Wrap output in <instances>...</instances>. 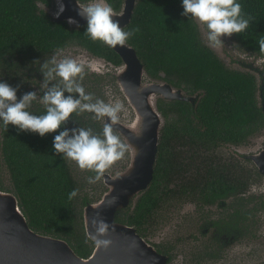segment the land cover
<instances>
[{"label":"trees","instance_id":"16d2710c","mask_svg":"<svg viewBox=\"0 0 264 264\" xmlns=\"http://www.w3.org/2000/svg\"><path fill=\"white\" fill-rule=\"evenodd\" d=\"M88 1L91 0H80L82 3ZM106 1L115 11L120 10L123 2ZM40 2L51 6V0H0V77L13 88L19 86L18 99L22 98L20 92L23 96L41 88L44 77L40 67L54 56L65 57L73 46L77 45L91 56L104 58L115 66L121 63L111 48L99 41L93 43L84 34L86 25L73 28L66 22L52 21L40 8ZM238 2L245 17H251L252 22L245 33L232 37L244 51L264 57L258 43L264 39V0ZM182 12L181 0H139L131 23L124 29H138L128 43L136 49L149 78L161 79L185 93L200 95L195 107L189 102L158 101V109L166 122L162 127L153 180L135 208L120 210L115 218L117 222L133 226L141 237L158 208L173 202L171 195L177 189L186 191L190 188L186 185L180 188L170 186L169 177L186 172L187 165L172 163L168 136L193 133L198 140H209L214 144H245L248 137L264 128V114L256 99L258 85L255 76L228 69L213 50L202 44L196 23L182 16ZM88 72L82 86L87 94L103 100L100 96L107 95V89L98 87L97 83L106 78ZM113 80L108 78L107 85ZM43 94L41 91L40 97ZM74 98L78 96L74 95ZM30 111L43 114L39 103H34ZM198 120L203 131L195 127ZM103 127L94 114L85 113L74 114L59 131L90 128L98 135ZM59 131L41 138L35 133L18 135L13 126H9L6 133L0 129V173H6L8 180L5 184L0 177V189L12 192L18 199L19 208L32 230L60 238L78 256L88 258L95 245L86 237L83 209L101 199L95 194L100 185L85 187L81 182H88L94 174L83 171L84 175L79 177L71 169V164L75 166L73 162L54 154L53 139ZM249 173L244 174L241 181L243 192L248 184L254 187L263 184V180L257 177L260 174L253 177L251 171ZM214 177L213 181L207 179L208 185L201 191H194L201 209L202 204L235 191V186L230 187L223 175ZM182 178L185 177L178 179ZM73 190L79 194L69 200L68 194ZM187 196L185 199L188 200ZM247 201L250 200L241 197L238 208L232 206L234 211L229 216L234 225L240 222L241 229L246 231L257 224L252 221L256 213L264 215V202L252 210ZM214 225L220 230L217 223Z\"/></svg>","mask_w":264,"mask_h":264},{"label":"water","instance_id":"95a60500","mask_svg":"<svg viewBox=\"0 0 264 264\" xmlns=\"http://www.w3.org/2000/svg\"><path fill=\"white\" fill-rule=\"evenodd\" d=\"M138 1L123 0L120 10L115 11L112 8L117 16L113 19L119 22L123 30L131 23ZM94 3L109 5L106 0H91L85 3L80 0H64L65 12L58 19L54 16L56 11L46 13L52 21L66 22L71 17L80 26H85L86 21L77 15L78 8ZM54 4L57 10L56 2ZM69 26L77 28L75 25ZM112 50L121 59L118 66L111 64L116 68V82L130 110L129 115L133 116L132 122L128 120L129 124L120 122L114 126V133L127 145L129 164L123 171L114 175L105 173L102 182L108 190L100 200L84 208L85 233L95 245L92 254L88 258H81L66 241L32 230L19 208L18 199L11 192L0 190V264L166 263L167 258L158 254L133 226L117 222L115 218L118 211L126 209L131 203L134 209L138 199L153 180L160 130L165 125L164 116L157 106L158 101L193 102L195 96L186 97L182 89L165 81L145 80L148 77L146 68L136 49L128 42L125 46H117ZM86 60L87 57L82 54L78 61ZM105 62L104 58H93L89 64L90 72L96 71L97 65L104 67ZM261 111L264 114V103ZM105 122L107 118L103 124ZM249 157L264 175V143L258 153ZM111 201L115 203L109 206ZM97 215L110 226L108 235L98 237L110 241L106 248H98L92 238L95 235L92 222Z\"/></svg>","mask_w":264,"mask_h":264},{"label":"clouds","instance_id":"9594fccd","mask_svg":"<svg viewBox=\"0 0 264 264\" xmlns=\"http://www.w3.org/2000/svg\"><path fill=\"white\" fill-rule=\"evenodd\" d=\"M55 2L57 10L54 16L58 19L65 12V4L64 0ZM181 7L182 16L205 26L207 41L213 48L224 46L222 37L245 33L252 22L251 17L246 18L243 14L238 0H181ZM78 9L77 15L86 21L84 34L93 43L99 41L108 48L116 49L117 46H125L138 31H124L119 22L113 19L117 16L107 4L94 3ZM66 22L80 27L71 17ZM258 43L261 53L264 54V39ZM86 66L84 61L52 57L40 67L44 77L41 85L44 94L39 98L36 92H30L18 99L19 86L13 88L6 82H0V129L6 133L9 126H13L18 135L35 133L43 138L46 134L57 133L74 114L80 116L91 113L97 121H105L107 118L102 132L98 135L93 134L90 128L65 129L59 131L53 139L54 154L73 162L81 171L93 173L88 179V184L93 185L101 181L105 173L124 158L127 145L114 134V126L120 123L119 114L124 109L123 104H106L86 93L82 86ZM74 95L78 98H74ZM195 95L197 94L190 96ZM34 103L42 106V115L30 111ZM78 194L77 190H73L68 194V199L73 200ZM114 203L115 201L109 202V206ZM92 223L95 229L92 238L96 246L108 247L110 241L98 237L108 235L110 226L99 215Z\"/></svg>","mask_w":264,"mask_h":264},{"label":"flooded vegetation","instance_id":"af4514ba","mask_svg":"<svg viewBox=\"0 0 264 264\" xmlns=\"http://www.w3.org/2000/svg\"><path fill=\"white\" fill-rule=\"evenodd\" d=\"M202 44L208 47L203 42ZM239 49L243 50L241 48ZM245 52L252 56H257L251 52ZM259 58L261 63L264 62V57ZM106 62L108 65V67H106L107 69L105 68V70L100 73L103 74V76H105V73L110 72L109 67L111 66V63L108 61ZM89 70V66L87 65L85 71ZM93 72L96 73V71ZM147 78L148 80H154L149 77ZM147 78L145 80H147ZM258 87L262 88L259 85ZM183 94L186 97L191 95L184 91ZM199 99L200 95L198 93L195 95L193 102H182H189L195 107V104ZM263 101L264 95L260 106L258 105L260 109L261 107L263 108ZM192 118L195 119L194 116ZM198 123L199 120L196 122L195 127L200 131H203L200 127L201 123L197 125ZM254 135L248 138H251ZM161 136L162 129L160 131L159 143ZM196 137L198 136L189 133L188 135L175 134L168 136L167 138V140L170 141L168 145L173 156L171 157L172 163L180 162L186 163L187 165L186 172L174 174L169 177V180L171 181L170 186L173 188H180L183 185L190 187L186 190L188 193L182 191V189H177L175 193L171 195L173 198L171 200L180 202L185 201L190 207L188 212L196 218V225L189 233L187 238L188 241L186 242L194 249L191 254V257L194 260L191 264H264V215L260 216L256 213V216H253L252 221H256L257 224L251 225V228L247 231L246 229H241L240 222H237V224L234 225L229 218L234 211L232 206L238 208L237 204L240 203L241 197L245 198V200H250L247 202L250 203L249 206L252 210L256 207H260V203L264 202V182L261 187H254L248 184V187H246L243 192L241 181L244 174H250L249 171H251L252 176L260 174L257 177H260L262 180L264 175L259 172L256 164L250 159V154L240 156L231 150L226 151L224 149L226 146H231L237 150L243 146V143L237 142L234 144L230 142H221L219 144H214L209 140L202 139L200 141ZM247 161H251L255 166L249 165ZM243 165L246 167H243ZM219 175H223L222 178L226 179L230 187L235 186V191L229 193L227 196L215 198L213 202L205 205L202 204V209L199 208V205L201 204L196 199V196H194L197 194L194 191H201L208 185L206 183L207 179L213 181L216 179L214 176L219 178ZM179 177L185 178L178 179ZM257 189H259V192H257ZM186 195H188V200L185 199ZM261 195H263V197H261ZM249 222L251 223V220H249ZM214 223H217L220 226V230L217 229ZM142 238L146 240L144 237ZM146 241L151 243V246L158 254L167 258L165 264H176L175 257H178L175 255V249L178 246L177 239L170 241L163 237L159 242H155L150 238ZM164 252L168 254H165ZM181 264L184 263L181 262Z\"/></svg>","mask_w":264,"mask_h":264},{"label":"rangeland","instance_id":"374dc122","mask_svg":"<svg viewBox=\"0 0 264 264\" xmlns=\"http://www.w3.org/2000/svg\"><path fill=\"white\" fill-rule=\"evenodd\" d=\"M54 3L55 2L51 0V6L47 7L43 3L40 2L39 6L44 11L55 12L56 6ZM194 22L196 23L198 27L201 41L204 44H206L211 50L214 51V53L219 57V59L228 69L233 70V71L250 72L256 77L258 85L262 87V88L258 87L257 93H256L257 103L260 106L262 97L264 95V88H263L264 87V62L261 63V60L259 57L252 56L248 54L247 52L240 50L239 49L240 47L238 46V44H236V41L234 40L232 36L222 37L223 44H224L223 47L213 48L209 46V43L206 38L207 32H206L205 26L202 24H199L197 21H194ZM67 52L68 53L65 54V57L76 59L77 61L80 59V56L84 54L85 57H87V60L85 63L88 66L91 63V60L95 58L91 56L89 53H87L85 50H83L82 48L77 47V45L70 48ZM83 59L85 58L83 57ZM95 63L97 64V62ZM105 64L106 65L104 67L97 65L96 73L92 71L90 72V70L88 73L89 74L95 73V75H99L105 70L106 67H108L107 62H105ZM109 69H110V72L105 73V76H103V74H100V76L105 77L106 80L104 81L101 80L99 83H97L98 87L107 89L106 90L107 95L104 93V96H100V97H102L103 99L102 101H104V103L106 104H114L116 102L123 104L124 109L119 114V119H120V122L129 124L128 120L130 119L129 121L132 122L133 116L129 115L130 110L127 107L125 99L123 95L121 94L120 88L116 82V70H115L116 68L110 66ZM108 78H113L114 79L113 83H110L107 85L106 82ZM154 80L163 82V80L161 79H154ZM151 81L152 80H150V82ZM0 82H3L1 77H0ZM41 85L42 84H40V86ZM32 89H34V86H32ZM115 89L118 90V92L114 91ZM41 91H42L41 88H38L36 90L38 98L40 97ZM33 92H35V89L33 90ZM113 93H116L119 95L117 96ZM19 94H20V97H22V93L20 92ZM163 120L164 122H166L164 117H163ZM100 121L103 122L102 120ZM117 136L121 140V137L119 135ZM121 142L124 143L122 140ZM263 143H264V129L260 130L253 137L248 138L247 142L243 144V146H241L239 149L236 150L235 148L231 146H226L224 149L226 151L231 150L232 152L237 153L240 156H244L245 154L251 155V154L257 153L261 149V146ZM247 163L251 166H255L251 161H247ZM128 164H129V160H128V149H127V152L125 153L124 158L118 161L116 164H114L106 173L114 175L115 173L123 171L128 166ZM71 169L73 173H75L79 177L84 175L83 171L79 170L76 167V165L74 166L73 164H71ZM0 177L3 179L5 184L8 183L6 173L1 171ZM263 182H264V178H263ZM81 183L84 184L85 187L87 188L88 186H90L88 182H81ZM96 184H99L100 188H99V191L96 192L95 194L97 198H100L102 197L101 196L102 192L104 191L103 193H105L108 189L104 185L102 180L97 182ZM96 184H93V185H96ZM2 191H5V190H2ZM5 192H10V191H5ZM97 201L98 200H95L93 203ZM132 207H133V203H131L130 206L127 207V209L131 211ZM189 208L190 207L186 204L185 201H182V202L173 201V202H167L161 205V207H159L158 210L154 213L155 217L151 221L150 225H146L145 231L143 232L144 234L143 237L146 240L150 238V239H153V241L155 242H159L163 237L167 238L170 241L177 239L178 246L175 249V255H177L178 257H175L176 264H181V262H183L184 264H191L194 260L191 257V254L194 249L190 244L186 243L188 241L187 238L189 236V233L193 230V228L196 225V218L188 212ZM149 244L151 245V243Z\"/></svg>","mask_w":264,"mask_h":264}]
</instances>
